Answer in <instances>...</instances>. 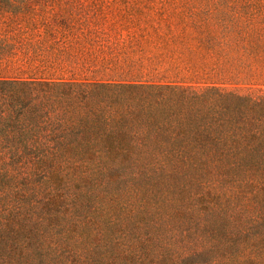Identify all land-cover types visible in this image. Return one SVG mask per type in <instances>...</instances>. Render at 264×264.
<instances>
[{"label":"trees","instance_id":"trees-1","mask_svg":"<svg viewBox=\"0 0 264 264\" xmlns=\"http://www.w3.org/2000/svg\"><path fill=\"white\" fill-rule=\"evenodd\" d=\"M260 33L247 92L0 70V264H264Z\"/></svg>","mask_w":264,"mask_h":264},{"label":"rangeland","instance_id":"rangeland-1","mask_svg":"<svg viewBox=\"0 0 264 264\" xmlns=\"http://www.w3.org/2000/svg\"><path fill=\"white\" fill-rule=\"evenodd\" d=\"M257 30L264 36V0H0L12 50L0 70L224 80L247 92L234 82H256L242 76ZM257 56L264 71V50Z\"/></svg>","mask_w":264,"mask_h":264}]
</instances>
